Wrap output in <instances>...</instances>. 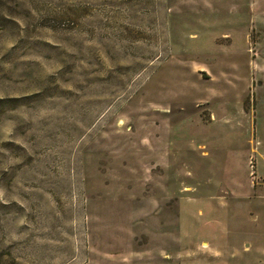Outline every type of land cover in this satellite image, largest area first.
I'll return each mask as SVG.
<instances>
[{
	"label": "rangeland",
	"instance_id": "rangeland-1",
	"mask_svg": "<svg viewBox=\"0 0 264 264\" xmlns=\"http://www.w3.org/2000/svg\"><path fill=\"white\" fill-rule=\"evenodd\" d=\"M0 264H264V0H0Z\"/></svg>",
	"mask_w": 264,
	"mask_h": 264
},
{
	"label": "crops",
	"instance_id": "crops-1",
	"mask_svg": "<svg viewBox=\"0 0 264 264\" xmlns=\"http://www.w3.org/2000/svg\"><path fill=\"white\" fill-rule=\"evenodd\" d=\"M204 244H205V245H207V243H206V242H205Z\"/></svg>",
	"mask_w": 264,
	"mask_h": 264
}]
</instances>
